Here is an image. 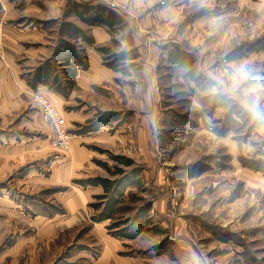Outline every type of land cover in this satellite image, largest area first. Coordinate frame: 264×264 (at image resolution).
I'll return each mask as SVG.
<instances>
[{"label": "rangeland", "instance_id": "rangeland-1", "mask_svg": "<svg viewBox=\"0 0 264 264\" xmlns=\"http://www.w3.org/2000/svg\"><path fill=\"white\" fill-rule=\"evenodd\" d=\"M238 1L0 0V62L12 52L20 78L46 76L63 116L75 85L65 69H88L94 51L107 72L76 86L97 106L67 124L84 157L52 146L33 92L17 110L5 90L0 264H264V126L183 75L228 59L264 76V7ZM96 178L121 184L108 192Z\"/></svg>", "mask_w": 264, "mask_h": 264}, {"label": "clouds", "instance_id": "clouds-1", "mask_svg": "<svg viewBox=\"0 0 264 264\" xmlns=\"http://www.w3.org/2000/svg\"><path fill=\"white\" fill-rule=\"evenodd\" d=\"M247 62L223 59L203 71L183 75L197 95H206L229 114L264 126V76Z\"/></svg>", "mask_w": 264, "mask_h": 264}, {"label": "crops", "instance_id": "crops-1", "mask_svg": "<svg viewBox=\"0 0 264 264\" xmlns=\"http://www.w3.org/2000/svg\"><path fill=\"white\" fill-rule=\"evenodd\" d=\"M239 2V1H238ZM240 5H246V6H251V7H258L261 10L262 7H264V0H246V1H241L239 2ZM253 5H258V6H253ZM13 42V41H12ZM92 46V45H90ZM95 46V45H94ZM88 47V46H87ZM15 48V47H14ZM91 48V47H90ZM85 48L86 51H89L90 49ZM93 48V47H92ZM12 51V50H11ZM75 55L71 54L70 50L65 51L64 50V54L67 56V58L70 60V62H72V60L75 59V56L77 55V52H73ZM94 55V56H92ZM100 54L98 56V54H96L94 51L90 52V56H89V66L88 69L84 70V71H78L76 77L73 79L75 85L73 86V91L72 94L65 100V105H68L69 108V112L66 113V115L64 116L65 121H66V126L67 124H69V126H76L78 124L77 121L79 120H87L91 117H93L96 113H97V106L95 102H92L90 100L89 94H86L84 96H77L76 95V88L79 87L80 89H84V90H88L91 88L92 85L94 84H98L99 82H101L103 80V78H105V76L107 75V72L104 71V69H102L101 67H98V62L100 61ZM13 54L12 52H10V55L6 54V63L8 62V64H6V67L3 66L4 63L0 62V90H2V92L0 91V118L3 117L2 115L5 114V111L1 110L4 108H7L5 106H3L5 103H7V99H6V95H5V90L7 92H11V94H13L14 100H10L11 98H8V101L10 105H14V107H17V110H19L21 107L24 106V102L22 100V96L24 94H30L31 92H42L43 94L44 91L47 90L50 91L51 95L58 98L60 95L58 94V92L54 91L52 88V85L47 83L45 81L44 78H46V76L41 77L38 76V80L35 82V84H31V82L29 83L28 79H22L19 77V73L21 71L17 70L14 65H13ZM67 69H65L66 72ZM44 79V80H43ZM40 80H43L42 82H40ZM65 80H69L70 82V77L65 78ZM77 86V87H76ZM54 92V93H53ZM46 95V94H45ZM19 98L17 99L16 97ZM47 96V95H46ZM50 100L51 98L49 96H47ZM52 101V100H51ZM81 101V103H80ZM53 102V101H52ZM87 102H92L91 103V107L95 106V109L88 108ZM54 104V103H53ZM77 105H83L80 109H77ZM133 115L127 117L126 119V123L124 124V127L126 128V130L128 128H131V120H133ZM68 128V126H67ZM149 130V128H148ZM70 132V131H69ZM71 133V132H70ZM96 133H99L96 132ZM72 136V135H71ZM148 132L144 133V137H141V147L142 150L145 151V149H147V142H148ZM50 140H51V136H50ZM74 151L71 149L69 152H72V154H75V158H78V155H81V157H84L85 154L78 150L76 146L73 145ZM80 151V153H79ZM68 152V153H69ZM79 154H76V153ZM99 186H97L96 188H98ZM86 197V196H85ZM87 198V197H86Z\"/></svg>", "mask_w": 264, "mask_h": 264}, {"label": "built area", "instance_id": "built-area-1", "mask_svg": "<svg viewBox=\"0 0 264 264\" xmlns=\"http://www.w3.org/2000/svg\"><path fill=\"white\" fill-rule=\"evenodd\" d=\"M34 105L39 109L43 121L50 133L52 146L58 150L69 152L71 149V134L60 110L42 92L32 94Z\"/></svg>", "mask_w": 264, "mask_h": 264}, {"label": "trees", "instance_id": "trees-1", "mask_svg": "<svg viewBox=\"0 0 264 264\" xmlns=\"http://www.w3.org/2000/svg\"><path fill=\"white\" fill-rule=\"evenodd\" d=\"M87 39V38H86ZM90 43H93L92 40H89ZM71 54L75 55L73 52L74 50H70ZM79 58L81 59V57L77 54L75 56V58ZM66 75H68V77L74 79L77 75V72H72L69 69L66 70ZM112 159L114 161H116L117 163L122 162L123 165L127 166V167H131L134 165V162L130 159L124 158L120 155L117 156H113ZM122 170H118V173H121ZM89 184L92 185H96V186H102L104 188L105 191L108 192H115L117 187L121 184L119 180H112L110 178H96L94 180H90Z\"/></svg>", "mask_w": 264, "mask_h": 264}]
</instances>
